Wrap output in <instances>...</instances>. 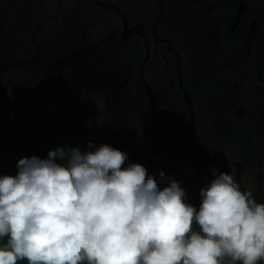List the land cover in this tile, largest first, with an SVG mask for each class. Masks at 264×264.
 <instances>
[{
    "label": "flooded vegetation",
    "instance_id": "af4514ba",
    "mask_svg": "<svg viewBox=\"0 0 264 264\" xmlns=\"http://www.w3.org/2000/svg\"><path fill=\"white\" fill-rule=\"evenodd\" d=\"M88 142L264 203V0H0V159Z\"/></svg>",
    "mask_w": 264,
    "mask_h": 264
},
{
    "label": "clouds",
    "instance_id": "9594fccd",
    "mask_svg": "<svg viewBox=\"0 0 264 264\" xmlns=\"http://www.w3.org/2000/svg\"><path fill=\"white\" fill-rule=\"evenodd\" d=\"M91 100L105 109L102 96ZM88 149L24 157L17 175L0 176V264L264 262V203L234 174L213 169L197 210L176 180L161 189L143 165L123 167L128 155L118 148Z\"/></svg>",
    "mask_w": 264,
    "mask_h": 264
},
{
    "label": "water",
    "instance_id": "95a60500",
    "mask_svg": "<svg viewBox=\"0 0 264 264\" xmlns=\"http://www.w3.org/2000/svg\"><path fill=\"white\" fill-rule=\"evenodd\" d=\"M17 172H18L17 165H10L0 159V176H3V175L15 176L17 175ZM186 193H187V196H186L185 202L191 204L193 207L199 210L200 203L202 200L200 192L193 190V191H186ZM193 229L197 232L200 231L198 224H194ZM0 242L6 243L7 237L3 238V241H0ZM18 264H28V262L27 260H24V261H19Z\"/></svg>",
    "mask_w": 264,
    "mask_h": 264
}]
</instances>
